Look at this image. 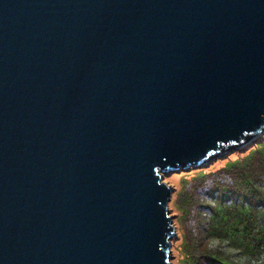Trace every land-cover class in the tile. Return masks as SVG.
Listing matches in <instances>:
<instances>
[{
  "label": "water",
  "instance_id": "95a60500",
  "mask_svg": "<svg viewBox=\"0 0 264 264\" xmlns=\"http://www.w3.org/2000/svg\"><path fill=\"white\" fill-rule=\"evenodd\" d=\"M264 132V0H0V264H172L163 175Z\"/></svg>",
  "mask_w": 264,
  "mask_h": 264
},
{
  "label": "trees",
  "instance_id": "16d2710c",
  "mask_svg": "<svg viewBox=\"0 0 264 264\" xmlns=\"http://www.w3.org/2000/svg\"><path fill=\"white\" fill-rule=\"evenodd\" d=\"M251 143L218 168L180 170L173 206L184 264H264V132Z\"/></svg>",
  "mask_w": 264,
  "mask_h": 264
},
{
  "label": "rangeland",
  "instance_id": "374dc122",
  "mask_svg": "<svg viewBox=\"0 0 264 264\" xmlns=\"http://www.w3.org/2000/svg\"><path fill=\"white\" fill-rule=\"evenodd\" d=\"M259 136H263V133H261ZM255 137V138H257ZM254 138V139H255ZM253 139V140H254ZM251 140V141H253ZM248 142L245 145L238 147V148H231L228 151H226L225 153L218 155L215 159L203 164V165H198V166H193V165H189L188 168H184L183 169H179V170H175L172 171L166 175H163V181H165L166 183H168L172 188V195H171V199L169 202V209H170V214H173V225H174V229H175V236L172 237L171 239V263L172 264H184L183 262V249L181 247L180 243V239H179V234L180 231L178 230V226H177V220H178V213L179 211H177V209L173 206V201H174V197H175V192L179 189V185H180V176H179V172L180 170L183 171H190L191 169H201L202 167H205L204 169H215L218 168L222 165H224L226 163V161L228 160H235L240 156H243L250 147H252L253 143ZM207 165V166H205Z\"/></svg>",
  "mask_w": 264,
  "mask_h": 264
}]
</instances>
